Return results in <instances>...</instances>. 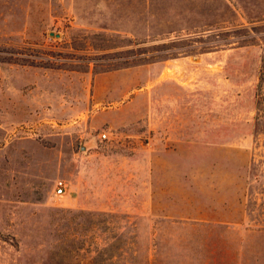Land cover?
<instances>
[{
    "label": "rangeland",
    "instance_id": "374dc122",
    "mask_svg": "<svg viewBox=\"0 0 264 264\" xmlns=\"http://www.w3.org/2000/svg\"><path fill=\"white\" fill-rule=\"evenodd\" d=\"M262 58L264 0H0V264H264Z\"/></svg>",
    "mask_w": 264,
    "mask_h": 264
},
{
    "label": "trees",
    "instance_id": "16d2710c",
    "mask_svg": "<svg viewBox=\"0 0 264 264\" xmlns=\"http://www.w3.org/2000/svg\"><path fill=\"white\" fill-rule=\"evenodd\" d=\"M264 58L260 59V63L258 66V74L257 81L255 83L254 90V107H255V115L253 117V126L258 128L261 124H263L262 129L264 127Z\"/></svg>",
    "mask_w": 264,
    "mask_h": 264
},
{
    "label": "built area",
    "instance_id": "2783aa9c",
    "mask_svg": "<svg viewBox=\"0 0 264 264\" xmlns=\"http://www.w3.org/2000/svg\"><path fill=\"white\" fill-rule=\"evenodd\" d=\"M100 135L102 137H104L105 136V133L104 132H101ZM63 187H64V181L61 178L57 179L55 181V193L56 194H60L62 192Z\"/></svg>",
    "mask_w": 264,
    "mask_h": 264
}]
</instances>
